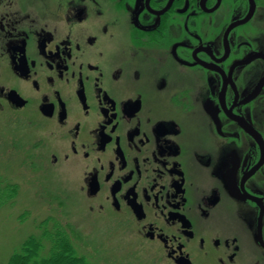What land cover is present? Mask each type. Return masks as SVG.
Masks as SVG:
<instances>
[{"label":"flooded vegetation","instance_id":"1","mask_svg":"<svg viewBox=\"0 0 264 264\" xmlns=\"http://www.w3.org/2000/svg\"><path fill=\"white\" fill-rule=\"evenodd\" d=\"M264 0H0V118L147 264H264Z\"/></svg>","mask_w":264,"mask_h":264},{"label":"rangeland","instance_id":"2","mask_svg":"<svg viewBox=\"0 0 264 264\" xmlns=\"http://www.w3.org/2000/svg\"><path fill=\"white\" fill-rule=\"evenodd\" d=\"M10 119L0 118V189L11 186L15 190L14 194L3 191L7 196L0 202V264H8L32 235L41 234L39 228L50 217L91 263L147 264L128 243L109 235V228L104 233L105 227L86 209L82 197L64 192V184L50 176L49 170L40 174L35 172L36 165L33 169L30 163H22L26 149L8 139L15 130Z\"/></svg>","mask_w":264,"mask_h":264},{"label":"trees","instance_id":"3","mask_svg":"<svg viewBox=\"0 0 264 264\" xmlns=\"http://www.w3.org/2000/svg\"><path fill=\"white\" fill-rule=\"evenodd\" d=\"M12 189L11 186L0 189V202L6 198V191L13 193ZM44 223L47 224L39 228L42 233L32 235L25 242L23 250L16 252L8 264H95L79 254L68 232L51 217Z\"/></svg>","mask_w":264,"mask_h":264}]
</instances>
